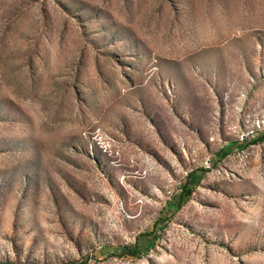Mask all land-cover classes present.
<instances>
[{"label":"rangeland","instance_id":"1","mask_svg":"<svg viewBox=\"0 0 264 264\" xmlns=\"http://www.w3.org/2000/svg\"><path fill=\"white\" fill-rule=\"evenodd\" d=\"M249 130L264 0H0V264H264Z\"/></svg>","mask_w":264,"mask_h":264},{"label":"trees","instance_id":"2","mask_svg":"<svg viewBox=\"0 0 264 264\" xmlns=\"http://www.w3.org/2000/svg\"><path fill=\"white\" fill-rule=\"evenodd\" d=\"M264 140V134L258 135L249 141H245L244 145L248 144H256L260 141ZM228 155L227 150L222 148L218 152L219 157H223ZM204 171V170H202ZM205 172V171H204ZM201 176L198 174L197 171H192L186 178L185 182L182 186V193L180 194L179 198L175 201L174 205L177 208L183 207V205L191 198L193 193L195 192L197 185L200 183ZM168 214L162 213V215L153 223L152 227L148 232L144 233L134 245L126 246L122 252L123 258L128 259H135L139 260L142 259L146 254L150 253L155 246L157 245L158 238L160 233L164 231L168 227ZM89 257L84 260L79 261L77 264H88Z\"/></svg>","mask_w":264,"mask_h":264},{"label":"built area","instance_id":"3","mask_svg":"<svg viewBox=\"0 0 264 264\" xmlns=\"http://www.w3.org/2000/svg\"><path fill=\"white\" fill-rule=\"evenodd\" d=\"M255 135V132L254 131H248V132H245V133H243L242 134V136H241V139L243 140V142L245 141V140H251V138L253 139L254 137H256V136H254ZM206 165H209V166H206L207 168H210L211 167V164H210V161H208L207 163H206Z\"/></svg>","mask_w":264,"mask_h":264}]
</instances>
